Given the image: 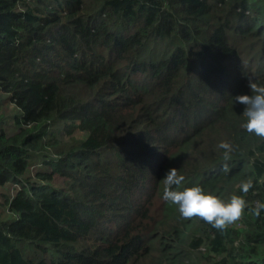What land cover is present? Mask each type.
<instances>
[{
  "label": "trees",
  "instance_id": "obj_1",
  "mask_svg": "<svg viewBox=\"0 0 264 264\" xmlns=\"http://www.w3.org/2000/svg\"><path fill=\"white\" fill-rule=\"evenodd\" d=\"M249 78L264 84V0H0V90L19 112L0 128V186H19L0 264H264V139L234 99ZM171 168L176 190L243 196L241 219H185L163 200Z\"/></svg>",
  "mask_w": 264,
  "mask_h": 264
},
{
  "label": "clouds",
  "instance_id": "obj_2",
  "mask_svg": "<svg viewBox=\"0 0 264 264\" xmlns=\"http://www.w3.org/2000/svg\"><path fill=\"white\" fill-rule=\"evenodd\" d=\"M250 95H238L234 97L236 102L246 105L243 112L245 122L241 124L247 132L255 134L264 139V84H258L254 79H248ZM225 150V159L232 151V146L226 141H221L218 145ZM224 171H228L225 164ZM184 180V176L179 175L176 168L169 169L164 178L163 200L178 205L180 214L185 219L199 217L204 222L210 224L217 230H225L229 225L240 220L247 201L241 195L233 194L228 200H223L216 195L205 192L200 186L186 187L183 190H176L174 186H179ZM241 192L246 195L252 189V181H242ZM264 210V202L256 201L255 207L251 211L259 216Z\"/></svg>",
  "mask_w": 264,
  "mask_h": 264
},
{
  "label": "rangeland",
  "instance_id": "obj_3",
  "mask_svg": "<svg viewBox=\"0 0 264 264\" xmlns=\"http://www.w3.org/2000/svg\"><path fill=\"white\" fill-rule=\"evenodd\" d=\"M134 110V108H133ZM19 112L14 108L11 103V99L0 90V128L6 130L7 133L11 134L16 131V116ZM46 173L44 166L35 164L26 171V178H31L30 183L38 184L41 182L40 178L36 176L38 173ZM51 183L59 188H66V179L64 177H58L57 175L51 176ZM19 190V186L15 183H7L0 186V214L1 219L4 221L11 220L13 215L7 211V205L5 198L13 197L14 194Z\"/></svg>",
  "mask_w": 264,
  "mask_h": 264
}]
</instances>
